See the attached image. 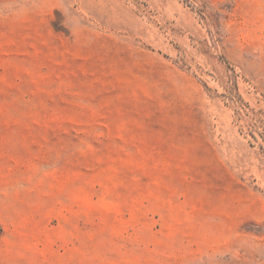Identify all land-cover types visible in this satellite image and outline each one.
<instances>
[{
	"label": "rangeland",
	"instance_id": "1",
	"mask_svg": "<svg viewBox=\"0 0 264 264\" xmlns=\"http://www.w3.org/2000/svg\"><path fill=\"white\" fill-rule=\"evenodd\" d=\"M0 264H264V0H0Z\"/></svg>",
	"mask_w": 264,
	"mask_h": 264
}]
</instances>
